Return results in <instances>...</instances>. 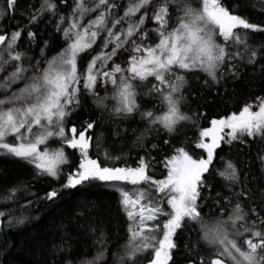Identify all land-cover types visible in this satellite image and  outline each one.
<instances>
[{
    "label": "snow or ice",
    "instance_id": "1",
    "mask_svg": "<svg viewBox=\"0 0 264 264\" xmlns=\"http://www.w3.org/2000/svg\"><path fill=\"white\" fill-rule=\"evenodd\" d=\"M19 4L0 0V153L30 166L34 179L57 183L42 199L55 202L66 191L83 195L100 187L118 193L127 239L111 253V264H177L185 238L195 239L184 246L187 264H264V187L255 178L242 180L230 157L221 156L222 167L213 168L225 145L231 150L236 142L264 141V96L211 119L200 111L206 93L238 80L244 64L260 63L264 74V45L251 46L248 34L239 31L264 27L233 14L222 0H38L24 9ZM18 11L26 23L4 24ZM45 34L61 39L54 55H48L52 41ZM92 52L81 71L79 62ZM88 97L103 113L99 120L115 125V139H126L121 124L139 117L144 127L139 135L133 129L132 144L144 155L137 152L134 166L123 152L105 150L111 165L92 157L93 144L99 153L102 143L99 120H71ZM141 97L149 99L142 103ZM189 97L196 98L195 108ZM153 99L157 103L146 107ZM182 124L196 132L176 145ZM162 131L169 137L163 140L166 150L149 145V137L159 138ZM68 149L79 153L78 163ZM258 159L264 171V154ZM157 166L164 169L159 177L153 175ZM217 177L220 187L213 192ZM21 191L36 195L21 185L0 196V227L25 222L34 201L21 204ZM79 207L78 217L91 215L86 196ZM96 242L95 257L77 262L69 248L65 264H108L103 231Z\"/></svg>",
    "mask_w": 264,
    "mask_h": 264
},
{
    "label": "trees",
    "instance_id": "2",
    "mask_svg": "<svg viewBox=\"0 0 264 264\" xmlns=\"http://www.w3.org/2000/svg\"><path fill=\"white\" fill-rule=\"evenodd\" d=\"M119 3L120 0H117ZM223 5L227 7L233 14L240 15L248 22L264 27V0H222ZM37 3L38 0H20L19 9H24L30 4ZM71 4L72 0H68ZM63 7V5H61ZM26 23L25 17L20 16L19 11L15 20H4V24L11 25V28L16 26V22ZM11 28L9 30H11ZM243 36L247 33L248 43L260 48L264 45V32L253 30L239 29ZM51 39L52 43L48 51L55 53L62 47V42L57 35H46ZM154 40V39H153ZM22 44V47H26ZM38 49H36L37 51ZM100 48H96L99 52ZM96 52L90 53L79 62L81 71L87 65L89 59ZM27 59V58H26ZM25 59V60H26ZM264 63V61H261ZM150 86V85H149ZM112 86L108 85V90L111 92ZM217 89L219 94H217ZM99 95L104 96V87L98 89ZM257 96H264V74H261L260 63L255 66L244 64L238 80H226L222 86H216L211 92L206 93L205 98L201 100V112H207L208 119L214 116L223 115L232 111H238L244 103L252 102ZM148 97H141V102L147 101ZM191 107L195 108L197 100L195 97H189ZM111 103V102H110ZM157 103L156 100H151L145 106L151 108ZM143 110V109H142ZM187 111V108L184 109ZM103 113L98 110L93 104L92 97L82 99L81 107L76 110L71 117V120L79 125L86 120H99ZM203 123V121H202ZM115 125L107 120H99V126L96 128L97 134L103 133L102 143L97 153L95 144L91 149L93 158H98L100 161L111 165L113 161L105 160V150L111 151L112 155L125 154V160L129 166H134L137 152L144 155L142 150H138L132 144L135 139L133 129L139 131L144 125L140 122L137 116L135 121H125L121 124V129L127 128L126 139H115L111 134V129ZM196 132V129L190 125H180L178 128V139H174L173 143L179 145L185 140V137L191 138ZM166 133H160L159 138L155 137V133L149 137V145L151 143H159L162 149H167L170 146L163 145V140L168 139ZM56 147L58 145H50ZM131 152L129 154V149ZM70 153L69 159L78 163L79 153L68 149ZM155 155V153H153ZM264 154V141L257 138L255 141L247 140L246 143H234L231 150L227 145L223 151L219 153L213 168L222 167L220 157H230L240 168L241 179L247 177L248 181H253V178L258 181L259 185L264 187V171L258 156ZM164 151L159 153L157 159H162ZM120 166L124 161L118 162ZM65 172L67 168L65 167ZM164 169L162 166H157L153 175L159 177ZM220 178L217 177L215 192L219 187ZM27 185L31 193L36 195H28L21 191L17 197L21 204L25 200H32V207L24 213L26 220L23 224L13 225L11 228L0 227V264H65V260L69 258V248L71 249L70 258L75 261L89 260L95 257L100 245L96 242L100 232L103 231L107 237V248L110 249L108 254V264H111V253L115 252L118 246L122 245L127 239L126 233V216L121 210L118 203V193L105 188H92L86 194L80 193L69 194L64 192L55 202H49L42 199L44 194L52 187H57V183L51 178L34 179L33 170L30 166L17 161L14 157L0 153V196L6 194L7 190L13 186ZM256 187V184H252ZM91 202L93 208L91 215L78 217L77 213L81 211L79 207L83 203L84 197ZM2 203V201H0ZM211 203V202H210ZM205 212L209 209L205 208ZM15 214L20 215V211L16 210ZM95 227V234L91 228ZM195 243V239L189 241L187 238L180 240V249L177 252V264H187V259L184 258L185 244L191 247ZM61 246L65 251L58 252L54 250ZM195 253V249H193Z\"/></svg>",
    "mask_w": 264,
    "mask_h": 264
},
{
    "label": "rangeland",
    "instance_id": "3",
    "mask_svg": "<svg viewBox=\"0 0 264 264\" xmlns=\"http://www.w3.org/2000/svg\"><path fill=\"white\" fill-rule=\"evenodd\" d=\"M125 2H126V0H125ZM121 11H122V10H121ZM41 27H43V25H41ZM49 27H51V26H49ZM46 35H47V34H45L44 38L48 39ZM153 39H154V40L156 39L155 35H153ZM38 52H39V50L36 51V54H37V55H38ZM54 54H55V53H51V52L48 51V55H49V56L54 55ZM121 59H126V57H121ZM27 62H28V61H27V59H26V60H25V64H27ZM117 62H119V61H117Z\"/></svg>",
    "mask_w": 264,
    "mask_h": 264
}]
</instances>
